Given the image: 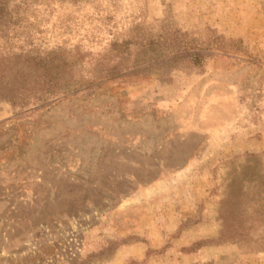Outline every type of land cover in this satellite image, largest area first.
<instances>
[{
	"label": "rangeland",
	"instance_id": "374dc122",
	"mask_svg": "<svg viewBox=\"0 0 264 264\" xmlns=\"http://www.w3.org/2000/svg\"><path fill=\"white\" fill-rule=\"evenodd\" d=\"M0 264H264V0H0Z\"/></svg>",
	"mask_w": 264,
	"mask_h": 264
},
{
	"label": "trees",
	"instance_id": "16d2710c",
	"mask_svg": "<svg viewBox=\"0 0 264 264\" xmlns=\"http://www.w3.org/2000/svg\"><path fill=\"white\" fill-rule=\"evenodd\" d=\"M202 51V50H201ZM200 50H198V52H194V53H187V54H184L183 52L181 53V56L179 57V58H181V59H184V58H188V57H190V58H192L193 60H191V63L192 64H195L196 63V61H198V60H196V59H198V58H204L205 56H208V55H204V54H202V52H201ZM183 54V55H182ZM177 58V57H176ZM195 59V60H194Z\"/></svg>",
	"mask_w": 264,
	"mask_h": 264
}]
</instances>
